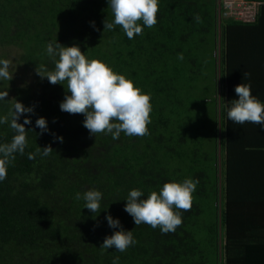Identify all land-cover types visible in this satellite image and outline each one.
<instances>
[{"label":"trees","instance_id":"trees-1","mask_svg":"<svg viewBox=\"0 0 264 264\" xmlns=\"http://www.w3.org/2000/svg\"><path fill=\"white\" fill-rule=\"evenodd\" d=\"M247 1L258 5L252 23L225 17L220 0H158L156 25L139 22L143 35L130 40L120 26L104 30V19L113 20L107 0H0V60L33 74L25 86L0 79V92H8L0 117L16 101L34 106L17 121L31 120L24 154H15L0 182V264H113L115 257L118 264H264V171L243 160L248 146L264 151V127L235 124L221 106L238 99L241 83L264 93V68L256 80L252 74L264 67V0ZM55 40L77 45L151 95L149 135L93 136L83 115L60 110L66 82L53 85L36 73L54 70L46 45ZM39 117L48 132L36 127ZM14 134L10 119L0 124V143ZM49 145L50 155L28 158ZM187 178L199 184L174 233L136 226L124 211L130 190L146 199L165 182ZM89 189L102 193L99 213L75 199ZM106 215L137 243L125 252L101 249L119 230Z\"/></svg>","mask_w":264,"mask_h":264},{"label":"clouds","instance_id":"clouds-1","mask_svg":"<svg viewBox=\"0 0 264 264\" xmlns=\"http://www.w3.org/2000/svg\"><path fill=\"white\" fill-rule=\"evenodd\" d=\"M107 3L113 20L109 22L104 19V30L120 26L131 40L136 35H143V27L139 22L142 21L143 26L148 28L157 23L158 0H107ZM194 20L198 24L203 22L199 14L194 16ZM90 23L95 29V23ZM46 54L54 63V70L49 71L40 66L36 68L37 75L41 79L46 77L53 85L64 86L66 82V94L59 108L62 112L83 115V126L91 135L111 134L114 140L119 139L121 132L126 136L149 135L147 126L151 123L152 111L150 94L142 92L132 80L114 72L104 62L88 59L75 44L66 47L57 40L51 41L46 45ZM177 58L182 61L183 53H178ZM9 68L10 61L0 60V79H12ZM250 75L247 71L243 73L244 79L250 78ZM234 91L238 99L221 105H227L228 119L238 125L252 123L264 127V103L252 94L251 84H238ZM7 96V91L0 92V100H5ZM33 111L34 106L25 107L16 101L8 114L0 117V124L8 123L10 119V127L15 132L10 143H0V182L7 178V168L15 160V154L23 155L27 147L28 130L24 125L30 124L31 120L25 117L23 124L17 121L21 115ZM35 124L41 134L48 132L44 117L37 118ZM52 135L63 142V137H57L54 133ZM52 151L50 145L43 149L37 147L36 153H29L28 158L34 159L36 154L48 156ZM198 184V178L165 182L159 191H150L146 199H141L143 192L134 188L128 192L124 211L132 217L136 226L147 224L153 229L159 228L162 234L174 233L182 225V213L191 211L193 193ZM75 199H83V208L92 213L101 211L102 193L99 190L89 189L82 195L77 192ZM105 219L110 228L119 230L104 238L101 249L115 248L118 252H125L137 243L132 231H125L118 219H113L111 215H106ZM118 260L119 257H115L113 264H118Z\"/></svg>","mask_w":264,"mask_h":264},{"label":"built area","instance_id":"built-area-1","mask_svg":"<svg viewBox=\"0 0 264 264\" xmlns=\"http://www.w3.org/2000/svg\"><path fill=\"white\" fill-rule=\"evenodd\" d=\"M257 6V4H250L247 0H220L224 16L241 23L255 21Z\"/></svg>","mask_w":264,"mask_h":264},{"label":"crops","instance_id":"crops-1","mask_svg":"<svg viewBox=\"0 0 264 264\" xmlns=\"http://www.w3.org/2000/svg\"><path fill=\"white\" fill-rule=\"evenodd\" d=\"M254 52H250V53H246L250 58H253ZM257 60V59H256ZM258 62V61H257ZM256 62V63H257ZM262 64V63H261ZM264 68L261 65H256V70L252 73L255 80H256V71H261V69ZM235 69V68H234ZM237 72H240V70L235 69ZM252 90V89H251ZM253 94V91H252ZM256 97L258 98H263L264 93L263 94H257L256 91L254 92V94ZM237 96V95H236ZM260 101H264V100H260ZM264 103V102H261ZM259 141V139H258ZM262 142V141H260ZM262 148H254L252 145L248 146L247 148V152H243V160H246L248 162H250L251 166L253 167L254 170H256V172L258 174H260L261 172L264 171V151L261 150Z\"/></svg>","mask_w":264,"mask_h":264},{"label":"rangeland","instance_id":"rangeland-1","mask_svg":"<svg viewBox=\"0 0 264 264\" xmlns=\"http://www.w3.org/2000/svg\"><path fill=\"white\" fill-rule=\"evenodd\" d=\"M16 56H17L16 54L9 53L8 57L10 59H13ZM13 65H14V69L11 68L9 69L10 73H12V79L10 81L15 82L13 86H25V83H29L31 85V82L33 81V74L29 73L28 71L20 70L15 66L14 63ZM10 86L13 87L12 85Z\"/></svg>","mask_w":264,"mask_h":264}]
</instances>
